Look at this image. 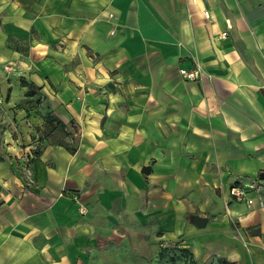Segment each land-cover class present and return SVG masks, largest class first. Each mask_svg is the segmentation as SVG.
Segmentation results:
<instances>
[{
	"label": "crops",
	"instance_id": "0c3cea01",
	"mask_svg": "<svg viewBox=\"0 0 264 264\" xmlns=\"http://www.w3.org/2000/svg\"><path fill=\"white\" fill-rule=\"evenodd\" d=\"M21 77L64 123L36 155ZM175 243L264 264V0H0V264H156Z\"/></svg>",
	"mask_w": 264,
	"mask_h": 264
},
{
	"label": "rangeland",
	"instance_id": "374dc122",
	"mask_svg": "<svg viewBox=\"0 0 264 264\" xmlns=\"http://www.w3.org/2000/svg\"><path fill=\"white\" fill-rule=\"evenodd\" d=\"M33 89L35 91L34 95L31 96V98L25 99L26 100L25 106H27L28 108L30 107L32 108V113H31L32 115L29 114L28 117L30 126L32 127V132H31L32 134L30 135L29 138L30 140H26V142H22L21 146L22 147L25 146L26 145L25 143H28V145L32 144L34 145V147L29 149H31V151L33 150L38 151L42 148V146H44L48 142L55 140L56 139L55 133L60 134L61 129L57 121L52 122V119H50L51 113L53 112V105L51 103V100H49L47 94H45V92L39 91V88L35 89L33 87ZM35 99H37V101ZM36 115L38 117H35ZM41 116L44 119V125L43 127L40 128L41 129L40 131L39 130L37 131L35 129L34 121H37V119L41 118ZM41 121L42 120L39 119L38 122L36 123L38 124V128H39V123ZM15 137L16 135H14L13 138ZM42 138H44V141L42 140ZM59 138H61V136H59ZM237 200H243V199H237ZM176 244L177 243L171 246H166L161 248V250L157 254V257L159 260H164L165 262L164 263L159 262L156 264H190L189 257L187 254V248L182 247L181 244H179L178 246Z\"/></svg>",
	"mask_w": 264,
	"mask_h": 264
},
{
	"label": "built area",
	"instance_id": "2783aa9c",
	"mask_svg": "<svg viewBox=\"0 0 264 264\" xmlns=\"http://www.w3.org/2000/svg\"><path fill=\"white\" fill-rule=\"evenodd\" d=\"M205 17L209 16L208 11H204ZM223 34H226V32H223ZM178 72L184 79L188 80H197L201 77V68L197 62H193L190 66H181L178 68ZM247 189L239 184L232 185L229 188V193L236 199H243L246 203L251 204L253 203V199L247 195ZM260 204L262 202L260 201ZM78 209L81 213L86 212V207L83 205H79Z\"/></svg>",
	"mask_w": 264,
	"mask_h": 264
},
{
	"label": "trees",
	"instance_id": "16d2710c",
	"mask_svg": "<svg viewBox=\"0 0 264 264\" xmlns=\"http://www.w3.org/2000/svg\"><path fill=\"white\" fill-rule=\"evenodd\" d=\"M20 82H21L22 85H27V86H28V89H27V91H26V95H27V96H33L34 93H35L33 87H34L35 89L37 88V87H35V84H34L32 81L28 82L24 77H21V78H20ZM46 119H48V118H46ZM50 119H52V122H56V121H57V122L59 123L60 129H61L60 134L55 133L56 139H55V140H52L51 142L60 144L61 142H63V141H62V137H63L64 123H63L62 120L59 119L57 116L53 115V113H51V117H50ZM54 126H55V125H54ZM53 130H54V128H53ZM53 132H54V131H53ZM55 132H56V131H55ZM59 136H61V138H59ZM70 149L73 150L72 148H70ZM33 151H34L33 154H35V155L38 154V152H39V151H37V150H33ZM189 263H190V264H198V263H196V262H195L194 260H192V259L189 261ZM222 264H235V263H233V262H229V261H226V260H222Z\"/></svg>",
	"mask_w": 264,
	"mask_h": 264
},
{
	"label": "water",
	"instance_id": "95a60500",
	"mask_svg": "<svg viewBox=\"0 0 264 264\" xmlns=\"http://www.w3.org/2000/svg\"><path fill=\"white\" fill-rule=\"evenodd\" d=\"M197 221H198V223H200V224L202 225V224H203V222H204V219H203V218H201V217H198Z\"/></svg>",
	"mask_w": 264,
	"mask_h": 264
}]
</instances>
